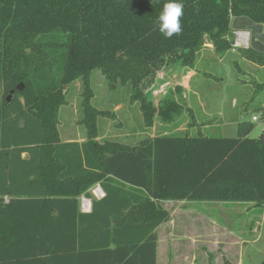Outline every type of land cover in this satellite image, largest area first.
Segmentation results:
<instances>
[{"label":"trees","instance_id":"1","mask_svg":"<svg viewBox=\"0 0 264 264\" xmlns=\"http://www.w3.org/2000/svg\"><path fill=\"white\" fill-rule=\"evenodd\" d=\"M165 2L0 0V264H157V228L171 218L160 201L264 205V140L249 136L250 121L236 137L95 140L96 118L107 112L91 103L94 69L110 84L132 85L148 125L157 112L171 123L182 95L157 106L146 82L167 64L193 66L206 40L221 56L234 48L232 17L264 23V0H181L183 31L168 39L159 31ZM236 48L264 65V52ZM77 79L88 137L61 141L59 107ZM98 181L105 196L80 212L77 195Z\"/></svg>","mask_w":264,"mask_h":264},{"label":"rangeland","instance_id":"2","mask_svg":"<svg viewBox=\"0 0 264 264\" xmlns=\"http://www.w3.org/2000/svg\"><path fill=\"white\" fill-rule=\"evenodd\" d=\"M208 41L205 42L209 45L197 52L193 66H183L181 62L167 64L154 78V84L146 82L145 95L158 89L162 84L156 85L160 79L167 82L162 98L182 95L183 112L171 123L165 122L157 112L148 125L143 102L132 99V85L110 84L101 71L94 69L90 76L91 103L107 112L96 118L95 140L134 146L165 132L236 137L243 121L254 123L249 136L261 138L264 65L243 61L242 52L236 47L221 56ZM82 92L80 79L71 82L66 93L67 103L59 107L57 128L61 141L82 142L88 137L87 127L82 123ZM98 182L77 196L90 193ZM176 205V202L167 204L172 218L158 232L162 246L160 264H169L168 240L172 243L170 252L174 253L169 259L171 264H190V261L193 264V260L194 264H264V205L220 201ZM185 255L195 258L185 261Z\"/></svg>","mask_w":264,"mask_h":264},{"label":"water","instance_id":"3","mask_svg":"<svg viewBox=\"0 0 264 264\" xmlns=\"http://www.w3.org/2000/svg\"><path fill=\"white\" fill-rule=\"evenodd\" d=\"M231 29L232 32L235 33V36L237 35L238 32L245 31L249 35V46L252 47L253 49L264 52V23L256 22L252 18L246 15H241V16H235L232 21H231ZM169 83V82H168ZM167 82L164 81L162 84L150 94V98L156 105L162 98L163 92L165 90L164 87H166ZM24 88V83L20 82L17 86L16 89L22 91ZM13 91L8 95L7 100L9 101L11 99V96L13 94ZM25 125V119L21 118L20 119V126L24 127ZM261 140H264V132L263 135L261 136Z\"/></svg>","mask_w":264,"mask_h":264},{"label":"clouds","instance_id":"4","mask_svg":"<svg viewBox=\"0 0 264 264\" xmlns=\"http://www.w3.org/2000/svg\"><path fill=\"white\" fill-rule=\"evenodd\" d=\"M185 5L181 0H166L159 15V31L165 38L182 34V17Z\"/></svg>","mask_w":264,"mask_h":264},{"label":"crops","instance_id":"5","mask_svg":"<svg viewBox=\"0 0 264 264\" xmlns=\"http://www.w3.org/2000/svg\"><path fill=\"white\" fill-rule=\"evenodd\" d=\"M208 42H210V41H208ZM207 45H209V44H207ZM202 49V48H201ZM200 49V50H201ZM235 50V49H234ZM241 54V53H240ZM241 58L243 59V61H246V62H250L248 59H246L242 54H241ZM221 59V58H220ZM187 106H190V105H187ZM193 119L196 121V122H198L197 120H196V118H195V116L193 117ZM178 122H179V120H178ZM178 122H177V124H178ZM176 124V125H177ZM193 127H195L196 126V124L194 123V121H193ZM173 126V125H172ZM204 126H207V125H204ZM185 128V127H184ZM166 133V132H165ZM66 141H69V140H66ZM98 183H100V185L102 186V188H103V190L105 191V189H104V187H103V185H102V183L101 182H98ZM105 194H106V192H105ZM89 197H91L92 198V200H91V210L90 211H88V212H84V211H82L81 210V208H80V202L78 203V205H79V207H78V210L80 211V212H82V213H90L91 211H92V207H93V201L94 200H98V199H101L102 197H100V198H96V197H94L91 193H90V195H88ZM105 196V195H104ZM103 196V197H104ZM77 198H78V201H79V197L77 196ZM172 202H176V204L178 205V204H185V203H187V204H189V203H197V201H189V200H162V201H160L159 203L161 204V205H163V207L165 208V209H167V210H169L170 211V209L167 207V204H169V203H172ZM228 203H234V202H228ZM235 203H238V202H235ZM246 203V202H245ZM176 205V206H177ZM183 207V206H182ZM184 209V208H183ZM183 211H185V210H183ZM173 212H174V210H173ZM171 218H172V214H171ZM165 223H167V222H165ZM165 223H162L158 228H157V233L159 232V230H160V228H161V226L163 225V224H165ZM172 242H173V240H172ZM168 243H169V250H168V254H167V257H166V260H167V262L169 263V264H171V262L172 261H170L169 262V259H171L172 257H170V256H173L174 255V253H172V252H170V248H171V246H170V244H172L171 243V241L170 240H168ZM196 250H194V252H195ZM161 253H162V246H161V240H160V236H159V234H158V258H157V264H160V261H161ZM195 254V253H194ZM195 258V256H191V257H188L187 255H185L184 256V259H185V261L187 260V259H189V261L190 260H193ZM190 264H192V262L190 261ZM193 264H194V260H193Z\"/></svg>","mask_w":264,"mask_h":264},{"label":"built area","instance_id":"6","mask_svg":"<svg viewBox=\"0 0 264 264\" xmlns=\"http://www.w3.org/2000/svg\"><path fill=\"white\" fill-rule=\"evenodd\" d=\"M233 19V17H232ZM231 19V20H232ZM238 34L239 32L237 33L236 37H234V48L237 47V46H245V47H248L249 46V39L246 43L244 44H239L238 42ZM160 102V101H159ZM254 120L257 119L256 116L253 117ZM94 197L96 198H100V197H103L105 195V191L103 190L102 186L100 185V183H97L93 189L91 190L90 192ZM91 200L92 198L89 197L87 194H82L80 197H79V202H80V208L82 211L84 212H88L91 210Z\"/></svg>","mask_w":264,"mask_h":264},{"label":"bare ground","instance_id":"7","mask_svg":"<svg viewBox=\"0 0 264 264\" xmlns=\"http://www.w3.org/2000/svg\"><path fill=\"white\" fill-rule=\"evenodd\" d=\"M248 39H249V35H248L247 32H245V31L239 32V34H238V42H239V44L246 43L248 41ZM206 44L207 43H204V45H206Z\"/></svg>","mask_w":264,"mask_h":264},{"label":"flooded vegetation","instance_id":"8","mask_svg":"<svg viewBox=\"0 0 264 264\" xmlns=\"http://www.w3.org/2000/svg\"><path fill=\"white\" fill-rule=\"evenodd\" d=\"M152 83L154 84L153 81H152ZM160 83H162V80H161V79L157 81V84H156V85H158V84H160ZM150 89H152V88H150Z\"/></svg>","mask_w":264,"mask_h":264}]
</instances>
